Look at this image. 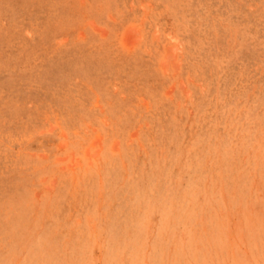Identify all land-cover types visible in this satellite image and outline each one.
I'll return each instance as SVG.
<instances>
[{"label":"rangeland","instance_id":"374dc122","mask_svg":"<svg viewBox=\"0 0 264 264\" xmlns=\"http://www.w3.org/2000/svg\"><path fill=\"white\" fill-rule=\"evenodd\" d=\"M0 264H264V0H0Z\"/></svg>","mask_w":264,"mask_h":264}]
</instances>
